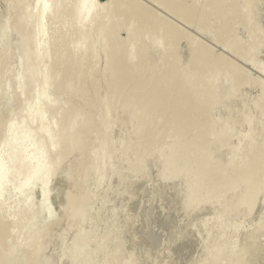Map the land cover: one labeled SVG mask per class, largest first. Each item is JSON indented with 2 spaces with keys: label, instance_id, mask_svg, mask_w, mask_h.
I'll return each instance as SVG.
<instances>
[{
  "label": "rangeland",
  "instance_id": "obj_1",
  "mask_svg": "<svg viewBox=\"0 0 264 264\" xmlns=\"http://www.w3.org/2000/svg\"><path fill=\"white\" fill-rule=\"evenodd\" d=\"M3 1L4 0H0V18H1L0 23L6 21L7 19V24H11L12 21L15 20L16 18L14 17L13 20L11 18V21L8 18L12 17L13 15L16 16L18 11L16 8H15L16 10L13 8L12 4H11L12 6L11 8H13L14 11L11 8H8V10H6L7 8L5 6V2L3 3ZM109 1L110 0H94L95 4L101 7L107 5ZM211 1L212 0H195L194 1V5H195L194 13L199 14V16H203V17L200 19L192 18L194 19V21L192 22H190L189 20H188L189 22L185 21L184 19L182 20V18H178L175 16L174 11L177 10V7L183 11H188L181 6L179 7V5L176 4L175 2H171L167 8H165L160 1L155 2L152 0H137L136 2L137 4H140V5L143 4L142 6L145 5L149 7L150 9L144 6L146 8L145 10L148 13L153 14L157 19L162 18L166 23H170V24L172 23V25L174 24L175 27L177 26L176 31L180 33V35H182L183 38L179 41L178 46L174 50V54L178 55L182 66H186L189 63L192 57V54L195 52L196 48L200 46L201 47L206 46L209 49H211L212 54H214L215 56L216 55L221 56L223 63H230L232 65L235 64L234 66L236 67L239 66V68L242 71H244L249 77V79L247 80L248 82H242V81H239V79H237V83H236L235 81H232L229 78L225 79L224 83L220 81L223 84H225L223 86L224 89L225 88L229 89L231 88L230 86H232L234 90H232V88L230 89L231 90L230 93L226 95L227 98H225V95L224 97L223 95L219 97L217 102L213 105V108L211 107L208 111V116L212 119V122L214 123V126L216 127L214 129L219 130L220 134L217 136L216 135L211 136L212 142L208 138L209 147L207 146L206 151L204 150L202 151L201 145L198 146L196 144L194 145L191 144V140L192 141L194 140L193 135L195 136L198 135L199 132L202 130L201 129L202 127L200 126V123L202 122V118L199 115L193 116V118L191 119L193 124L190 126V128H187V130L186 128H182V129L180 128L179 133H178V132H175L173 128H171V130L170 128H166L167 133L165 132L162 135V137L163 138L164 136L165 138L168 137L167 139L169 140V142L174 141L173 142L174 145L173 143H171L172 146L171 144L168 145V143L165 144L166 147L163 146L162 144H164L165 141H167V139H164V141H163V138L159 139L158 132H160V129H161V125L159 124L160 122H163V119L165 118V115L163 116V114L160 112H158L159 115H157V118H155L156 116H154V119H156V122H149V126H150L149 128H148V125L143 127V130H146L145 131L146 135H144V137L146 136L148 138L146 137L144 138L142 134H140V136L138 137L140 131L141 133L143 132L144 134V131L142 130L143 118L145 117L144 110L136 105L134 106L132 105L133 107L131 108L133 109L132 111H134L135 106H136L135 111L138 110L137 113L139 112L138 114H140L139 116L137 115L136 119L133 118V117H136L137 113L132 112L131 109L129 111V108L131 106L129 105L130 103H124V99L126 98V96L130 94L129 93L130 91L128 88H127V90L129 91L128 93L126 89H123L121 90L120 94H122V91H126V92H123L121 96L119 94L118 98L113 97L110 94L111 97H108V98L109 100L111 99V101L109 102V100L107 99V102H105L104 93L107 88L105 89L104 87H106L105 86L106 81L104 79L105 81L104 82L103 77H101L100 82H99V87H98L99 90L101 89L100 97L98 98L97 103L98 105L104 104L102 105V107L104 106V108H101L99 106L101 108V111L103 110L104 112L101 113L100 109L98 110L99 107H97L96 113L103 116V114L105 115V113L109 111L108 112L109 116L106 114V116L103 118L99 117L100 121H99V124L96 125L97 127L96 128L94 127V134L91 133L88 136L90 137V135H93V138L95 136L97 141L99 140L98 143H95V141L93 142L94 147L90 146V149L92 152L91 154L92 159L91 157L88 158L90 149L89 150L87 149L89 148V145H87L86 151H85V152L88 151L87 154L85 155H87V158L89 159V161L90 160L92 161V164L95 167L94 166L92 167V164L90 162L89 164L91 165L92 168L91 170H89L90 166L88 167V164L85 162L87 165L85 166L87 167L86 173H85V170H86L85 167L81 168L80 166V168H77V165L79 163L81 164L80 161L82 159L86 160V157L84 156L83 151L81 155L79 154L80 153V151L78 150L79 148H77V150L75 149L74 153L71 154L73 158L70 157L67 159V161H64L66 160L64 159L61 162V163L63 162L64 163H63V166L60 165V168H58V171H57L58 173L56 174L57 177L55 174H54L55 175L54 177L51 176V178L48 181L49 186L47 184V192L45 194L42 192L43 191L42 185H41V182L39 181V178L36 184L34 185L29 184V185L23 186L22 193L17 194L18 191L15 188V185L19 182H23L26 179V176L30 173V167H32L31 164H33V162L31 163L30 161L29 163V160H28L26 164L29 163L30 166L29 165L27 166L25 164V166L21 170H18L11 174V171L9 169H11L12 164L9 165L10 164L9 163L7 165L6 164L8 163L7 159H4L2 161L4 162L3 167L5 166V169L8 166L7 169L6 170L4 169V170L6 171L7 176L9 174L8 178L4 177V180L2 179L3 182L1 183V186L4 189L3 198H4L5 203L3 202V205L5 204L4 207L8 209L7 214L9 215V218L14 219L15 216H17V214L25 212V211L31 212V213L34 212L36 209L40 211L41 215H40L39 230H42V231L44 230V235L38 242L43 243L44 240L48 241L46 242L47 247L45 246V244L41 245L43 246L42 249L46 248L45 252H43L42 250V254L44 253L45 255L46 253L45 255L46 257L44 255H43L44 256L43 258L41 257L42 255L40 256L41 258L40 263H41V260L44 259L41 264H49L48 260L50 262L53 261L50 264H106V263L111 264L112 262H113L112 264L114 263L115 264H125V260L127 261V259L125 258H127L128 256H129V261L131 259L130 257L133 258L132 261L134 260L137 261V262H133V264H200L201 262H203L204 264L206 263L208 264L209 260H210L209 264H213V262H215V264L217 262L218 264L220 263L221 260L220 261L219 259L217 260L218 257L215 255L216 253L218 254L219 257L221 254V257H220V259H222L221 263L223 262L228 263L230 259L229 264H233V263L236 264L235 260H238L240 257L241 258L240 261L248 260L246 262L244 261L243 264H246V263L250 264L251 260L252 261L256 260L254 262L256 264H259V262L261 261L262 263L260 264H264V261H263L264 259H263V254H262L264 253V189L262 188L263 187L262 184H260L262 180L264 181V176H262L264 174L261 173V172L264 173L263 171L264 170V148H263L264 147V116H263L264 107L262 109L261 101L256 100L257 96L259 98V94H261V91H262L260 82L264 85V71H262L261 69V66L264 63V41L261 43L259 48H256L254 51L248 52V55L253 58V61L251 62L246 60V58L240 52L235 50L236 48H242L244 46L247 47L253 41L254 42H257V40L259 41V39H255L258 37L257 34H259V36L264 37V0H251L250 7H249V13H250L249 15L250 17H253L254 15V17L250 18V23H249L250 28L246 27L247 23L245 20H246L247 10L245 8L235 13L234 12H230L231 14L225 13L221 15L220 17H216L215 14L209 16L207 11L200 12V10L204 8L206 3L211 2ZM181 2L184 5H188V3L191 2V0H183ZM25 3H28L27 5H29L32 3V0L31 1L24 0L22 3L23 7L26 5ZM23 7L20 6L18 8L21 10L20 12H22ZM141 13L143 17L147 16V13L145 11H142ZM5 14H8V15H5ZM23 17L24 19L25 18L27 19L26 16H22V19ZM122 21L125 23H128V20L126 19V17H123V19L121 20V23ZM37 24H38L37 19L35 23L32 22V26L34 28L33 32L35 34L37 31L36 30ZM0 30H1L0 31V73L2 70L7 68V75L5 76L6 78H4V80L0 82V119L6 120L8 118L9 112L17 108L16 115L14 116V119H13L14 121L12 123V125L16 129H14L13 132H8L6 130V126L5 127L3 126L2 129L0 130V158L3 159L4 156L8 154V151L13 146L11 142H8L7 145L5 143L7 133H13L15 136L19 135L20 131L19 133L17 131L18 129H20L19 124H20V118L22 115H25L26 113H28L26 115L30 114L29 115L30 119L28 118L27 121H25L24 123V125H28L32 129V136L30 137V139L26 141L27 143L24 142V148H25V151L27 152V153L26 152L24 153L28 154V151L31 152L30 150L34 149L35 146L37 145V143L35 142L39 143V139H41L42 137L47 138L49 135H51L57 130L59 124L58 122L57 123L51 122L50 116L61 105V103L64 100L68 99L70 96L67 95L68 94L67 92L66 94L65 93L57 94V103L50 104L47 102V99H48L47 97L48 95H51V94L50 92H47V94L45 92L44 93L45 96L41 98L42 101L41 99L38 100L40 103L38 108H40L41 110L43 109L44 111H42V114L41 113L35 114L36 107L33 108V102L36 101L35 97L37 98V96L35 95V93H37L36 86L34 88V86H32V83H31L32 88L30 89L28 87V92H26L24 95L21 94L22 96L19 95V90H17L18 89L17 79L15 75L20 67L21 60H20V57L17 56L16 52L19 46L21 45V43L18 42L17 39L12 37L11 39L12 47L10 46L11 47L10 50H11V54L13 55L10 56L9 58H2L1 56L2 46L7 38L6 37L7 34L4 33L2 29ZM33 32L31 29V32H30L31 35H29L25 41L26 43H29V45L30 43L34 41V40L32 41V39L36 38V36L34 37V35H32ZM126 34L127 32L125 29H120L118 31V36L121 39H124V37L127 36ZM68 39L70 38H65V39L61 38L58 42V46L62 45ZM235 51L239 54H236ZM53 57L52 58L44 57L41 60L39 59L38 60L39 65H44L47 62H50V60L54 62ZM89 59H90V50H87L81 60L82 62H85V61H89ZM96 61H97L96 66H93L91 69L86 68L85 70L81 71L82 77L85 78L88 74L92 73L93 70L96 71V74H99V75L102 74L101 68L104 64L103 56L102 55L98 56V58H96ZM61 67L59 66L58 68L61 69L60 72L62 73L61 76L63 77L66 73V71L63 69L65 65ZM75 68L77 69V67H74V68L72 67L71 69L76 70ZM254 79L259 81V83L254 81ZM5 81H6L5 84L8 85V90L7 92L4 93L3 87L5 88V84H4ZM230 81L234 85H232ZM252 82L253 84H251ZM29 85H30V82H29ZM36 85L39 88L38 82L36 83ZM237 85H238V88H236ZM107 91L109 92L108 89ZM124 93L126 94L124 95ZM103 95H104V99H102ZM119 98H121V100ZM114 100H120V104H118L119 105L118 108H117L118 101L114 104L115 102ZM255 100L258 102L259 105L255 102ZM105 103L106 104L109 103L107 104V108L105 106L106 105ZM28 105L30 107L32 106V108L34 109V113L32 111V108L30 110V107ZM123 105L125 107H123ZM259 106H260V110H258ZM120 108L123 111L126 108L125 110L126 111L128 110V111L126 113L125 112L123 113V111L120 110ZM230 108H231V111L233 112V114L232 112L231 114L234 115L235 117L232 116L228 112L230 111ZM28 110L30 112H28ZM66 110L67 108L63 109L62 115L65 112H67ZM31 111H32V115H31ZM220 115L222 118L220 117ZM225 115L228 117L230 116L229 119ZM198 116H199V119H198ZM158 117H160L159 121H157ZM236 117L237 119L234 120V118ZM97 118L96 120L98 122ZM129 118L131 120L133 119L132 121H134L135 119L134 125L132 121L130 122ZM224 118H226L227 121ZM248 118H249V122L247 124L246 120H248ZM229 120L231 121V123ZM216 121L217 122L219 121L220 124L216 123ZM81 122H82L81 120L77 121L79 125L81 124ZM129 122L131 123L130 129L134 127V129L136 130L138 128L139 131L138 130L136 131L138 133L134 132L132 129V131L137 136L131 133L132 131H130L129 129ZM232 123L233 124L236 123V126H234ZM152 125H153V130L151 133V131L149 130H151ZM155 125H156V129H155ZM107 126L108 128H106ZM197 126L200 128L199 131L198 129L196 130ZM40 127L42 129L44 127H47L48 131L43 132L40 129ZM139 127H141V130L139 129ZM193 127H194V130H193ZM147 130L152 135H150ZM126 133L127 135L128 134L131 135L133 142L134 141L136 142V140H133V136H134V139H135V136L137 137V139L142 138V137H143L142 140L147 139L148 141L147 143L145 140V145L147 146L150 145L149 140L151 141V137L152 136L155 137L156 135L155 138L157 139L154 140V137H153L152 139L153 141L151 142V145H153L154 147L153 149H155L156 147V151H157V147L159 146L157 145L154 146V141H155L156 144L158 143V145L160 146L162 145L161 146L162 149L161 150L158 149V152H156L157 154H155L154 151H151L152 147L150 145V147L147 148V150L150 149V151L149 150L147 151L146 148H145L146 151L145 150L143 151L141 149L142 148L141 145H143L144 147V144L140 141L141 139L139 141L142 144L140 143L139 145L138 140H137L138 143L136 142V144L141 146L140 148L138 145H135V143H132L131 137L128 136L131 141L130 142L131 147H132L131 148L125 144V143L127 144L129 143V141L128 142L126 141V139L129 140L128 137L125 136ZM100 134H101V137L99 136V139H98L97 135H100ZM252 135L254 136L253 138H252ZM215 137H217L218 139ZM255 137H256V140H255ZM93 138L91 139L95 140ZM262 138H263V141H262ZM91 139L90 141L88 139L89 144L90 142H92ZM244 139H245V142H244ZM122 141L125 143H123ZM158 141L161 143H159ZM249 141H251V144ZM219 142L221 144H219ZM236 142H237V145H234L236 144ZM253 142L254 144L255 142L256 144L257 142L258 143L261 142L262 143V144L260 143L261 146L263 145L261 151L263 150V152H260L258 150L259 149L258 147L260 145H257V146L254 145V147H252ZM230 143L232 146L229 145ZM120 144L121 145L124 144L122 146L126 145L127 148H124V147L121 148ZM90 145H93V144H90ZM136 146L139 147L140 151L135 149L137 148ZM168 146L169 147L171 146V148L167 149ZM21 147H22V150H24L23 145H21ZM118 147L121 148L122 150L123 149H127V150L118 151L119 150ZM222 147L226 150H223ZM163 148H165L164 150L166 152L167 151L170 152L173 150L170 156L168 155V153H167L168 155L167 156L166 152L164 151H163L164 153L162 152L161 154L160 152L159 154V150L162 151ZM249 148H250V151H249ZM92 149L93 150L98 149V151L94 152ZM183 149L185 150L183 151ZM254 149L258 150V152L257 151L254 152L253 151ZM222 150L227 151L226 154L225 152H221ZM198 151H199V154L197 153ZM21 152L23 155V151ZM77 152H78V155H77ZM105 152H106V155H104ZM139 152H141V154H139ZM143 152H144V155L142 154ZM218 152L221 154L219 155ZM250 152L251 154H253L254 152L255 153L254 156L257 157L258 159L257 160L255 158V160H257V161H254L255 163L252 160L253 164L248 163L250 161L247 160ZM256 153H260V154L258 155ZM74 154H75V158H74ZM94 154H95V157H94ZM230 154L232 156H230ZM142 155L144 158L142 157ZM199 155H200V158H199ZM24 156L26 155L24 154ZM100 156H101V159H100ZM105 156H108L107 160ZM206 156H207V159H206ZM237 156L239 159L237 158ZM243 156L245 158L244 161H242ZM93 158L96 159L95 163L97 165L94 164ZM74 159H77V161ZM207 160H208V163L206 162ZM230 160H232V162ZM240 160L242 161V163H240L241 162ZM82 162H84V160ZM66 163H68V165ZM230 163L231 165L234 164L235 166L233 165L231 167ZM247 163H248V166H250V168H255L256 164H257L256 167L260 168L256 171L255 169L257 168L254 169L255 177L254 179L252 178L250 182H247L241 174L234 171L236 170V168L241 169L243 166L247 167ZM72 164H73L74 169L71 166ZM171 164H173V167L171 166ZM176 164L177 166L179 165L180 166L177 168ZM202 164L203 165L206 164L207 166H209L210 172L215 171L214 169L217 170V168L222 169L224 166L225 169L223 168L222 170L223 175L221 176V179H219V182H218L219 185L218 184L213 185V184L208 183L207 181L204 182L203 173H202L203 168H205L206 172H208V169L206 168L207 166L203 167ZM64 166H67V168H69L70 170L66 169V167L64 168ZM184 166L185 167L187 166V167L185 168ZM62 167H63V170H62ZM176 168L178 169L177 171H176ZM199 168L202 170V172L201 170H199ZM82 169H84L83 175L84 173L85 175L90 173L87 176V177L89 176L90 177L85 178L86 180H84L85 181L84 188L82 187V184L84 183L81 182L79 184L81 185L83 189V191L80 194L84 193L86 196V197L85 196L83 197L82 195L80 197L84 199L83 204L86 203L85 207H87V210L83 207V204L81 206L79 205V207L84 208L86 212H84L83 215L81 213L79 214V212L83 210L80 208L79 212H76L78 213L79 216L74 214L75 219L73 221L71 219L70 220L67 219L71 217V215L69 217V214H68L69 212L68 213L66 212L67 213L65 214L66 217L62 216L65 213L63 211L65 210L66 207L71 208L70 206L68 207L67 204L64 202L66 198L64 200L63 198L66 197L65 192H67V189L70 190L71 193H74L75 196H77L76 193H78L79 191L78 189L77 191H75L73 189L74 188L73 186L77 184L76 186L79 187L78 182L83 181V180H80L79 175L76 178L77 172H75V175H74L72 171L78 170V173H79L80 170L82 172ZM185 169L186 170L188 169L187 172L191 175V177H189L190 175L188 173H186V176H185V172H186ZM8 170L10 172H8ZM179 170H180V173H178ZM198 171H199V174L197 173ZM81 172H80V175L82 177L83 175ZM257 174H258V177H257ZM260 174L263 179H261V176H259ZM187 175L189 176L187 177ZM196 175H198L197 178H196ZM224 175H226L227 177ZM237 175H239V177ZM192 176H195L194 178L196 179H194ZM58 177H60V181H58L59 179ZM225 177L227 179L231 177V179L227 180ZM55 178L57 179L56 181L54 180ZM75 179H77L76 184H75ZM201 179L203 181H201ZM258 179H260V182L258 181ZM192 180L194 181V184ZM244 180L246 182H244ZM257 181L259 182L262 188V190H259L260 191L259 193L257 191L258 186H259L257 184L258 183ZM197 182L198 184H196ZM233 183L235 184L233 185ZM237 183H239V187L236 186ZM240 184L242 186H240ZM255 184L257 185V187ZM195 185H197L196 190H195ZM205 186H206V189H204ZM233 187L234 189L235 188L237 189H235L234 191ZM228 188H231V192L233 190L234 193H230L229 192L230 189L228 190ZM249 188L251 189L250 191H249ZM253 189L254 191H252ZM225 190L228 191L229 194L227 193L228 195L226 194L223 197V194L226 193ZM221 193L223 194L221 195ZM256 193H257V197L255 198L257 199L255 200L254 195H256ZM205 194L207 195L205 196ZM251 195H252V198L248 199L249 196ZM26 196L28 197L30 196L29 198L31 199V203L29 206L27 205V207L25 205ZM221 196L223 198L222 200L221 198L219 199V197ZM78 198H79V194H78ZM17 199L19 201H24V202H19L20 205L16 206ZM242 199L245 202L243 203L248 210H246L245 206L242 210V207H243L241 206L243 205ZM220 200L222 201V203H220ZM238 200L241 202L239 203ZM247 200H250V201L246 205ZM81 202L79 201V204ZM87 202H88V205H87ZM254 204H255V207H254ZM235 205L237 206L234 207ZM56 220L57 222H59L57 223V225L55 222ZM47 226L49 227V229L53 227L51 232H47L49 233V235L48 234L46 235V230H49ZM104 230L106 231V235H104V232H105ZM170 234H172V236H170ZM251 236L252 238H250ZM253 236L255 238L254 243L257 242L255 243L256 246H254L255 244L253 243ZM47 237L50 238V241L52 240L51 244H49L50 241L48 240ZM245 237L247 238L245 239ZM24 238H25L24 233H20L18 242L19 243L22 242ZM103 239H105L107 242L109 241L112 242V245L110 244L109 252L110 254H112L111 251L113 252V250H115L113 254V256H115L113 259L114 261L118 257V255L121 253L117 259V262H114L112 260L113 257L110 254L109 255L111 256V263L110 261H108L110 257L109 258L106 257L108 256L107 254L103 256L104 253L102 249L105 251V248H106L105 246L106 241L104 242ZM250 241L251 243H249ZM38 242L37 243L35 242V243L39 245ZM35 243L33 247L36 246ZM252 243L254 245H252ZM203 244L204 246L202 247ZM245 244L247 246H245ZM242 246L244 249H246L247 247L248 250L246 249L243 252V248H241ZM111 247H113V250ZM119 247H121V250L117 252L118 253L117 255L116 248L117 250H119ZM182 247L183 249L181 250ZM249 247H250V250H249ZM258 247H259V251H258ZM224 249H225V252H224ZM49 250H51L52 255H50V253L48 252ZM240 250H242L243 253ZM260 250H261V253H260ZM52 251H54V253ZM219 251L221 253H218ZM248 251L250 252L248 253ZM101 252H102L103 258L100 255ZM106 252L109 253L108 251H105V253ZM226 252L229 255L226 254ZM238 253L242 254L241 255L242 257L240 256V254L238 255ZM244 253L246 254L244 255ZM93 254H95L96 258H94L95 256ZM210 254H213L216 257L212 256L213 260H211V258L208 259L209 257H211ZM222 254L224 255V257H227L226 260H224L225 258L223 257ZM255 254L258 256L257 258ZM86 255L88 256V259ZM91 255H93V257ZM99 255L101 256L103 260L100 258ZM121 255L122 256L124 255V257H121V259L122 258L123 259L119 260ZM246 255L249 259L245 258ZM249 255L251 256V259ZM49 256H50V259H48ZM232 256L233 257L235 256L236 259L233 258L234 259L233 260ZM51 257L52 258L54 257V259H51ZM98 257H99V260H97ZM213 257H215V259ZM242 258H245V259H242ZM258 258L260 259L257 262ZM198 260H200L201 262L199 261L198 263L197 262ZM99 261H102V262L98 263ZM132 261H130V263ZM40 263L38 262V264ZM237 264H240V263L237 262Z\"/></svg>",
  "mask_w": 264,
  "mask_h": 264
},
{
  "label": "bare ground",
  "instance_id": "obj_2",
  "mask_svg": "<svg viewBox=\"0 0 264 264\" xmlns=\"http://www.w3.org/2000/svg\"><path fill=\"white\" fill-rule=\"evenodd\" d=\"M23 1L24 0H4L3 3L5 2V6L7 8L6 10H8V8H11L12 7L11 4H12L13 8L17 9L18 13L16 16L13 15L12 17L8 18V19H10V21H11V18H12V20L14 17L16 18L15 20H13L14 22L12 21L11 24H7V19H6V21L3 20L4 22L0 23V27H1L0 29H2V31H4V33L7 34V36H6L7 38H6V40L2 46V54H1L2 58H9L10 56L13 55V54H11V50H10V48L12 47L11 46L12 37L17 39V41L21 43V45L19 46V48L16 52L17 56L20 57L21 62H20V67L18 66L19 69L15 75V77L17 79V88H18L17 90H19V95H21V94L24 95L26 92H28V87L30 89L32 88L31 83H32V86H34V88L36 86L38 94L35 93V95L37 96L38 99L35 97L36 101L33 102V108L36 107L35 114L36 113L42 114V111H44L43 109L41 110L40 108H38L39 104H40L38 100L41 99L43 96H45L44 95L45 92H46V94H47V92H50V94H51V95H48V97H47L48 98L47 102L50 104L57 103V94H63V93L66 94V92H67L68 93L67 95L70 97L69 98L67 97L68 99L64 100L61 103V105L50 116L51 122H55V123L58 122L59 126H58L57 130L54 133H52L51 135H49L47 138L42 137L41 139H39V143L35 142V143H37V145L35 146L34 149L30 150L31 152L28 151V154H26L27 152L25 151V148H24V142H26L32 136V129L30 128V126L24 125V123H25V121H27L28 118L30 119V116H29L30 114L26 115V114H28V113H26L25 115L21 116L20 124H19L20 129H18V131H17L18 133L20 131L18 136H15L13 133H7L5 143L7 145L8 142H11L13 144V146L10 150L8 149L9 150L8 154H6L3 159L0 158V264H38V262L40 263V259H41L40 256L42 255L41 257L43 258L46 255V253H45V255H44V253L42 254V250H43V252H45L46 248L42 249L43 246H41V245L45 244V246L47 247L46 242H48L46 240H44L45 242L43 241V243L38 242L42 238V236L44 235V230L43 231L39 230L40 215H41L39 210L36 209L32 213L25 211V212L17 214V216H15L14 219L9 218V215L7 214L8 209L6 207H4L5 204L3 205V202H4L3 191H4V189L1 186V183L3 182L2 179L4 180V177L8 178L9 174L7 176L6 171H5L8 166L5 169V166L3 167L4 162H2V161L4 159H7L8 163H6V164L7 165L9 163H10L9 165L12 164L11 169H9L11 171V174L13 172L18 171V170H21L25 166V164L28 160H29V163H30V161H31V163L33 162V164H31L32 167H30V173L26 176V179L23 182H19L15 185V188L18 191L17 194L22 193L23 186L29 185V184L30 185L36 184L38 178H39V181L41 182V185H42V190H43L42 192L45 194L47 192V184H48V181L51 178V176L54 177L58 173L57 172L58 168H60V165L63 166V163H64V162L63 163H61V162L64 159H66L64 161H67L68 158L72 157L71 154H73L75 149L77 150V148H79L78 149L80 151L79 154H81L83 151V154L86 157V160L82 159L80 161L81 164L78 162L79 164L77 165V168H80V166H81V168H83V167L87 166L86 165V163H87L88 167L90 166L89 170H91V168L94 165L92 164V161L91 160L89 161V159H88L90 157L92 159V155H91L92 152H91L90 146L94 147L93 142L95 141V143H98L99 140L97 141L95 136L93 138V135H90V137H88V136L91 133L94 134V127L96 128L97 127L96 125H98L99 121H100L99 117L103 118L106 116V114L108 115V112H109L108 111L107 113H105V115L103 114V116L96 113L97 107L100 106L101 108H104V106L102 107V105H104V104L98 105V103H97V100L100 97V90L101 89L99 90L98 87H99V82H100L101 77H103V81H104V79L106 81V82L104 81L105 86H106L104 88L105 89L107 88L110 92L109 93L107 91V89H106V91L104 90L106 94L108 93L107 96L104 93V95H105L104 101L105 102H107V99L109 100L108 97L113 96V97L118 98V95L121 93V90H123V89L127 90V88L129 89L130 92L127 90V93L129 92L130 94L128 96H126L125 99L123 97L124 103H130L129 105H131V106L129 108V111L131 108H133L132 105L133 106L136 105V106H138L144 110L145 117L143 116L144 118H143L142 130H143V127H145L147 125H148V128L150 127L149 122H156V119H154V116H156L155 118H157V115H159L158 112L162 113L163 116L165 115L163 122H160V124H159V125H161V129L159 128L160 132H158L159 133L158 134L159 139L163 138L162 135L165 132L167 133L166 128H170V130H171V128H173L174 131L178 132V133H179L180 128L181 129L186 128V130H187V128H190V126L193 124V122L191 121L193 116L199 115L202 118V122L200 123L202 130L199 132L198 135H196V136L193 135L194 136L193 141L191 139L190 140H191L192 145H194V144H196L198 146L201 145L202 151L203 150L206 151L207 146L209 147V140H211V138H212L211 136H213V135L217 136L220 134L219 130L214 129L216 127L214 126L212 119L208 116L209 109L211 107L213 108V105L217 102L219 97H221L222 95L224 97V95H225V98H227L226 95H228V93H230V91H231L230 89L232 88V90H234V88L232 86H230L231 88H229V89H227V88L224 89L223 88V86L225 85V84H223L224 80L229 78L232 81H235L237 83V79H239V81H242V82H248L247 80L249 79L248 75L244 71H242L239 68V66L236 67V66H234L235 64L232 65L230 63H223L221 56H219V55L215 56L214 54H212L211 49H209L206 46H204V47L200 46V47L196 48L195 52L192 54V57H191L189 63L186 66H182L180 58L178 57L177 54H174V50L178 46L179 41L183 38L182 35H180V33H178L176 31L177 26L175 27L174 24L172 25V23L171 24L166 23L162 18L157 19L153 14H150L145 10L146 8L150 9L149 7L144 5L146 7L145 8L144 6H142L143 4L142 5L137 4L136 3L137 0H110L107 3V5L102 6V7L97 6L95 4L94 0H72V1L71 0H32L31 4L27 5L28 3H25L27 6L25 5L24 7L22 5ZM152 1H155V2L160 1L165 8H167L171 2H175L176 4L179 5V7L181 6L184 9L188 10V11H183L177 7V10L174 11V14L176 17L182 18V20L184 19L185 21L189 20L190 22H192V21H194V19H192V18H199L200 19L203 17V16H199V14L194 13V7H195L194 1L195 0H191V2L188 3V5H184L181 2L183 0H152ZM25 2H27V1H25ZM250 2H251V0H212L211 2H207L205 4L204 8L202 10H200V12L207 11L209 16L215 14L216 17H220L221 15H223L225 13L231 14L230 12L235 13V12L241 11L243 8H245L247 10L246 20H245L247 23L246 27L250 28V26H249L250 18L254 17V15H253V17H250V15H249L250 14L249 13ZM164 3H166V4H164ZM18 6L23 7L22 12H20L21 10L18 9L19 8ZM13 8H11V9H13ZM11 9H10V11H11ZM14 9H13V11H14ZM142 11H145L147 13V16L143 17L142 13H141ZM15 14H16V12H15ZM5 15H8V14H5ZM22 16H26L27 19L26 18L24 19V17H23V19H24L23 20ZM123 17H126V19L128 20V23H125L123 21L121 23V20L123 19ZM36 19L38 21V24H37V27L35 26L36 30H37L36 34H35L33 32L34 28L32 26V22L35 23ZM195 21H197V20H195ZM31 29L33 32L32 35H34V37L36 36V38L33 37L34 39H32V41L33 40L34 41L32 43H30V45H29V43H26L25 41H26L27 37L29 35H31L30 34ZM120 29H125L127 32V34H126L127 36L124 37V39H121L118 36V31ZM250 33H252V32H250ZM255 34H257V33H255ZM257 35H258V37L255 39H259V41L257 40V42H254V41L251 42L247 46L248 48L244 46L242 48H236L235 49L236 51L240 52L246 58V60H248L250 62L253 61V58L248 55V52L254 51L256 48H259L261 43L264 41L263 40L264 37L259 36V34H257ZM253 36H254V34H253ZM146 37L148 38V40ZM61 38L62 39L70 38V39L65 41L62 45L58 46V42ZM252 40H254V39H252ZM28 42H29V40H28ZM87 50H90V59H89V61H85L86 62V64H85V62H82L81 59ZM236 51H235V53L239 54ZM243 51H244V53H243ZM100 55H102L104 58V64L101 68L102 74H100V75L96 74V71L93 70V72L88 74L85 78L82 77L81 71L85 70L86 68L91 69L93 66H96L97 65L96 58H98V56H100ZM44 57H49V58L53 57L54 62H52V60H50V62H47L44 65H39L38 60L39 59L41 60ZM63 65H65V67L63 69L66 71V73L62 77L61 76L62 73L60 71L62 69L61 66H63ZM59 66L61 67V69L58 68ZM72 67L73 68L77 67V69L76 68H75L76 70L71 69ZM97 68H98V66H97ZM261 69H262V71H264V63L262 64ZM6 75H7V68H5L4 70L1 71L0 82L3 81L4 78H6L5 77ZM6 81L4 82V84L6 83ZM220 81H222L223 83ZM252 81H253V79H252ZM254 81L259 83V81L255 80V79H254ZM29 82H30V85H29ZM37 82L39 83V88L36 85ZM230 83H231V81H230ZM251 84H253V82ZM232 85H234V84H232ZM245 86H246V84H245ZM260 86L262 88V91H261V94H259V98L257 96L256 100L261 101L262 106L261 105L260 106L263 109V107H264V85L260 82ZM236 88H238V85ZM223 89H224V91H223ZM7 90H8V85L5 84V88L3 87L4 93L7 92ZM98 90H99V92H98ZM123 92H126V91H122V94H123ZM69 93H70V95H69ZM110 94H111V96H110ZM122 94H120V96ZM125 94L126 93H124V95ZM104 95H103L102 99H104ZM119 99L121 100V98H119ZM120 100H114L115 101L114 104L118 101L117 108L119 107L118 104H120ZM256 100H255V102L258 104V102ZM41 101H42V99H41ZM110 101H111V99L109 100V102ZM107 104H109V103H107ZM107 104L105 105L106 108H107ZM136 106H135V109H136ZM260 106H259L258 110H260ZM100 107L98 108V110L100 109V111H101ZM123 107H125V106L123 105ZM123 107H122V109H123ZM31 108H32V106L30 107V110H31ZM33 108H32V111L34 113ZM66 108H67V110H66L67 112H65L62 115L63 109H66ZM232 108H233V106H232ZM16 109L17 108H15L9 112L8 118L6 120L0 119V130L2 129L3 126L4 127L6 126V130L8 132H13L14 129H16L12 125V123L14 121L13 120L14 116L16 115ZM27 109H28V107H27ZM122 109L120 108V110H122ZM125 109H124V111L122 110L123 113L124 112L126 113L128 111V110L126 111ZM135 109H134V111H132L133 109H131V111L137 113L138 110L135 111ZM226 110H225V112H226ZM32 111H31V115H32ZM106 111H107V109H106ZM140 111H142V110H140ZM28 112H30V111L28 110ZM103 112L104 111L102 110L101 113H103ZM228 112L231 114V112H232L231 108H230V111H228ZM261 112H262V110H261ZM138 113L136 114V117H133V118L136 119L137 115L138 116L140 115ZM227 113H226V115H227ZM162 114H161V116H162ZM232 114H233V112H232ZM97 116H98V118H97ZM199 116H198V119H199ZM232 116H234V115H232ZM39 117H40V115H39ZM160 117H158L157 121H159ZM220 117H221V115H220ZM226 117H228V116H226ZM229 117H228V119H229ZM96 118L98 119V122H97ZM215 118H214V120H215ZM39 119H41V118H39ZM135 119H134V121H135ZM224 119H226V118H224ZM235 119H237V117L234 118V120ZM78 120L82 121L80 125L77 123ZM129 120L131 122L133 119L131 120L129 118ZM234 120H232V121H234ZM134 121H132L133 125H134ZM226 121H227V119H226ZM130 122H129V129H130V125H131ZM248 122H249V118H248V120H246L247 124H248ZM216 123L220 124L219 121L218 122L216 121ZM230 123H231V121H230ZM262 123H263V121H262ZM197 125H198V123H197ZM233 125L236 126V123ZM106 128H108V126ZM40 129L43 132L48 131L47 127H44L43 129L40 127ZM132 129L134 132H136L138 130V128L135 130L134 127ZM132 129H130V131H132ZM139 129L141 130V127H139ZM155 129H156V125H155ZM197 129L199 131L200 128L197 126L196 130ZM152 130H153V125H152L151 130H149V131H151V133H152ZM193 130H194V127H193ZM133 131L131 133L135 134ZM143 131H144V134H143V132L141 133V131H140L138 137L140 136V134H142L143 137H144V135H146L145 134L146 130H143ZM149 131H148V133H149ZM127 133L125 136L131 137V135L130 134L127 135ZM136 133H138V132H136ZM151 133H149V134L152 135ZM171 133H172V131H171ZM97 136L99 139V136L101 137V134L97 135ZM136 136H135V139L133 136V140H136V142H137V140L139 141L141 139L140 141L144 144V147H143V145H141L142 148H141V146H139L141 143L140 141H139V143L137 142L139 145L136 144L135 141L133 142L132 137H131V141H132V143H135V145H138L143 151L145 150V148L147 150V148L150 147L151 142L153 141L152 139L154 137V136H152V137L150 136L151 137V141L149 140L150 145L147 146V145H145V140H146V143L148 142L147 139L142 140L143 137L137 139ZM129 137H128L129 140L126 139L127 142L129 141L128 144L123 142V141L122 142L125 143L126 145H128L129 147H131V144H130L131 141H130ZM155 137H156V135H155ZM155 137H154V140L157 139ZM169 137H170V135H169ZM253 137L254 136L252 135V138ZM91 138H93L95 140H92ZM146 138H148V137H146ZM167 138L168 137L165 138V136H164L163 141H164V139H167ZM208 138H209V140H208ZM215 138H217V137H215ZM88 139H89V141H90V139L92 140V142H90V144H93V145L89 144ZM245 139H244V142H245ZM255 140H256V137H255ZM262 141H263V138H262ZM173 142H169V140L167 139V141H165V143L162 145L165 146L166 143H168V145H169ZM211 142H212V140H211ZM231 142H232V140H231ZM249 142L251 144V141H249ZM159 143H161V142H159ZM221 143H222V141H221ZM221 143L219 142V144H221ZM247 143H248V141H247ZM260 143L257 142V144H256V142H255V144H254V142H253L252 147H254V145H256V146L260 145L258 147L259 148L258 150L260 152H263V150L261 151L263 145L261 146L262 143L261 144ZM179 144H180V142H179ZM21 145H23L24 150H22ZM87 145H89V148L87 150L90 149V151H89L90 156L88 155V158H87V155H85L88 152V151L85 152ZM122 145H124V144H122ZM122 145H121V148L122 147L127 148L126 145L125 146H122ZM155 145L159 146L160 148L157 147V151H156V147H155V149H153L154 147H153V145H151V147L153 149V150L151 149V151H154V153L157 154L156 152H158V149H160V150L162 149L161 148L162 145L160 146V145H158V143L156 144L154 141V146ZM173 145H174V143H173ZM229 145L232 146L231 143ZM234 145H237V142ZM138 146H136L137 148H135V149L140 151ZM171 146H172V144H171ZM171 146L170 147L168 146L167 149L171 148ZM180 147H181V145H180ZM180 147H179V149H180ZM121 148H119V150L118 149H116V150L121 151L122 150ZM135 149H134V151H135ZM164 149L165 148H163L162 151L159 150V154H160V152L162 154L163 151L166 152ZM175 149H174V151H175ZM247 149H246V151H247ZM113 150H114V148H113ZM123 150H127V149H123ZM148 150L150 151V149H148ZM184 150L185 149H183V151ZM223 150H226V149L223 148ZM223 150L221 152H225V154H226L227 151H223ZM258 150L254 149L253 151L258 152ZM21 151H23V155H22ZM93 151L94 152L98 151V149L93 150ZM172 151H170V152L167 151L166 155L168 153V155L170 156ZM191 151H192V149H191ZM249 151H250V148H249ZM24 152H26V153H24ZM78 152H77V155H78ZM232 152H233V150H232ZM232 152H231V154H232ZM254 152H253V154H251V152H250L251 155L250 154L248 155L247 160L250 161L248 163L253 164L252 160H253V162L258 160L257 157L254 156L255 155ZM197 153L199 154V151ZM24 154L26 156H24ZM96 154H98V153H96ZM139 154H141V152H139ZM142 154L144 155V152ZM148 154H149V152H148ZM181 154H183V153H181ZM218 154L220 155L221 153L218 152ZM231 154H230V156H232ZM256 154L259 155L260 153H256ZM104 155H106V152ZM143 155H142V157H143ZM146 155H147V153H146ZM101 156H100V159H101ZM222 156H224V155H222ZM238 156H237V158H238ZM260 156H259V158H260ZM94 157H95V154H94ZM105 157L107 160L108 156H105ZM74 158H75V154H74ZM78 158H79V156H78ZM183 158H184V156H183ZM199 158H200V155H199ZM222 158H221V160H222ZM233 158H234V156H233ZM255 158L257 160H255ZM206 159H207V156H206ZM74 160L77 161V159H74ZM83 160H84V162H82ZM178 160H180V159H178ZM244 160H245V158L243 156L242 161H244ZM93 161H94V164H96L95 163L96 159L93 158ZM189 161H190V159H189ZM230 161L232 162V160H230ZM242 161L240 163H242ZM90 162L92 164V167L89 164ZM206 162L208 163V160ZM29 163H27L26 165L28 166ZM248 163H247V167L243 166L241 169L236 168V170H234V171L241 174L247 182H250V180L252 178L254 179V177H255V171L260 169V168L256 167L257 164L255 166V168H257V169L250 168V166H248ZM66 164L68 165V163H66ZM174 164H175V162H174ZM195 164H196V162H195ZM219 164H220V162H219ZM186 165H187V163H186ZM233 165L234 164L231 165V163H230L231 167ZM71 166L73 167V164ZM171 166L173 167V164H171ZM176 166H177V164H176ZM179 166H177V168ZM204 166H207V165L205 164V165H203V167ZM65 167H66V169L70 170L69 168H67V166H64V168ZM85 168H86V170H85V173H86L87 167H85ZM174 168H175V166H174ZM177 168H176V171L178 170ZM182 168H183V166H182ZM206 168L208 169V172H206L205 168H203V172L199 168V170H201V172L203 173L204 182L207 181L210 184H213V185L218 184L219 185L218 182H219V179H221V176L223 175L222 170H223L224 166L222 169L217 168V170L214 169L215 171H212V172L209 171V166H207ZM73 169H74V167H73ZM84 169H82V172L80 170L79 173H78V170L72 171L74 175H75V172H77L76 178L79 175L80 180H83V181L78 182V185L81 182L84 183V184H82L83 188L85 186V181H84V180H86L85 178L90 177V176L87 177L88 174H90V173H88L87 175H85V173H84V175L86 177L83 175ZM188 169L187 170L185 169L186 172L183 170L185 172V176H186V173H188L187 172ZM254 169H255V171H254ZM9 170H8V172H10ZM62 170H63V167H62ZM89 170H88V172H89ZM180 170H181V168H180ZM180 170L178 173H180ZM191 171H190V173H191ZM80 172L82 173L84 178H83V176L81 177ZM201 172H200V174H201ZM181 173H182V171H181ZM197 173L199 174V171ZM261 173L264 174L263 172H261ZM258 174H257V177H258ZM189 175H187V177ZM181 176H182V174H181ZM224 176H226V175H224ZM237 176L239 177V175H237ZM259 176H261V174ZM262 176H264V175H262ZM262 176H261V179H263ZM56 177H57V175H56ZM189 177H191V175ZM192 177L194 178L195 176H192ZM197 177H198V175H196V178ZM58 178H59L58 181H60V177H58ZM196 178H194V179H196ZM230 179H231V177L227 180H230ZM54 180L56 181L57 179L55 178ZM203 180L201 179V181H203ZM245 180H244V182H246ZM76 181H77V179H75V184L77 183ZM258 181L260 182V179H258ZM259 182L257 183L259 185L258 190H257L258 193L260 192L259 190H262V188L264 189V185H263L264 181L262 180L261 181L262 183L260 182V184H262V186H263L262 188H261ZM193 184H194V181H193ZM196 184H198V182ZM220 184H222V183H220ZM234 184L235 183H233V185ZM242 184H243V182H242ZM76 185L73 186L74 187L73 189L75 191H77V189H78L79 192L76 193L77 196H75L74 193H71V191L67 189V192H65L66 197L63 198V200L66 198L64 202L67 204L68 207L70 206L71 208H67V207L65 208L64 207L65 210L63 212H65V213L62 216L64 217L65 214H67L69 212L68 213L69 217H70V215H71V217L67 218V219H69V220L71 219L73 221L75 219L74 214L78 215V213H76V212H79V210L81 208V207H79V205L81 206L84 202V199H82L80 196H82V195H83V197L85 196L84 193L80 194L83 191L81 185H79V187H77ZM48 186H49V184H48ZM75 186H76V188H75ZM196 186L197 185H195V190L197 189ZM206 186L204 189H206ZM226 186H227V184H226ZM236 186L239 187V183H237ZM236 186H234V187H236ZM240 186H242V185L240 184ZM249 186H250V184H249ZM234 187H233V189H234ZM256 187H257V185H256ZM259 187H260V189H259ZM219 189H220V187H219ZM229 189H230V191H229L230 193H234L233 190L231 192V188H228V190ZM235 189H237V188H235ZM235 189H234V191H235ZM221 190H222V188H221ZM223 190H224V188H223ZM226 190H225V192H226L225 194L221 193V195L223 194V197L227 193L229 194V192ZM250 190L251 189L249 188V191ZM211 191H212V189H211ZM252 191H254V189ZM213 192H215V191H213ZM78 194H79V198H78ZM67 195H68V197H67ZM206 195L207 194H205V196ZM29 197L26 196V198H25L26 207H27V205L29 206L31 203V199ZM255 197H257V193H256V195H254V199L256 200L257 198H255ZM220 198H221V200L223 199L222 196L219 197V199ZM251 198H252V195L249 196L248 199H251ZM243 199H244V197H243ZM243 199H242V203L244 202ZM66 200H67V202H66ZM217 200H218V198H217ZM221 200H220V203H222ZM79 201L80 202L82 201V202L79 204ZM249 201L250 200L246 201V205L249 203ZM19 202H24V201H19L17 199L16 206L20 205ZM240 202L241 201H239V203ZM244 203H243V205L240 204L241 206H243L242 210L245 206ZM85 204H83V207L87 210V207H85ZM255 204H254V207H255ZM87 205H88V202H87ZM236 206L237 205H235L234 207H236ZM251 206H252V204H251ZM84 208H81L83 210H81V212H79V214L81 213L83 215V213L86 212V210H84ZM245 208H246V206H245ZM252 209H253V207H252ZM246 210H248V209L246 208ZM78 216H76V217H78ZM259 217H260V215H259ZM73 221H71V222H73ZM55 222H56V225H57V223H59V222H57V220ZM52 228L49 229V227H48V229L50 231L46 230V235L47 234L49 235V233H47V232H51ZM20 233H24L25 238L22 242L19 243L18 238H19ZM109 233H110V231H109ZM104 235H106V231L104 232ZM170 236H172V234H170ZM106 237H105V239H106ZM247 237H245V239ZM250 238H252V236ZM250 238H248V239H250ZM105 239H103L104 242L106 241ZM254 239L255 238L253 236V243H254ZM48 240L50 241V238H48ZM51 241L49 242V244L52 243ZM35 242L36 243L38 242L39 245H37ZM76 242H77V240H76ZM109 242L106 241V245L103 243L108 250L105 247H103V248H105V251H108V252L110 250V244L112 245V242L111 241H109ZM174 242H175V240H174ZM34 243L36 246L33 247ZM107 243H108V245H107ZM249 243H251V241ZM253 243H252V245H254L257 242H255L254 244ZM79 246H80V244H79ZM203 246H204V244L202 245V247ZM227 246H228V244H227ZM243 246H244V244H243ZM243 246L241 248H243ZM245 246H247V245L245 244ZM249 246H251V245H249ZM254 246H256V244ZM257 246H259V245H257ZM48 247H49V245H48ZM165 247H167V246H165ZM111 248L113 250V247H111ZM171 249H172V247H171ZM182 249H183V247L181 248V250ZM196 249H197V247H196ZM246 249H247V247H246ZM246 249L243 248V252ZM120 250H121V247H119V250H117V248H116V254L117 255H118L117 252ZM220 250H222V249H220ZM249 250H250V247H249ZM253 250H251V251H253ZM261 250H260V253H261ZM102 251L104 253L103 256H105L107 254L108 256H106V257H108V258L110 257L109 258L110 260L108 259V261H110V263H111V256L113 257L112 258V260H113L115 257V256H113L115 250H113V252L111 251L112 254H110V252L105 253V251L103 249H102ZM227 251H229V250H227ZM240 251L242 252V250H240ZM258 251H259V247H258ZM48 252L50 253V255H52L51 250H49ZM52 252L54 253V251H52ZM212 252H214V251H212ZM224 252H225V249H224ZM249 252L250 251H248V253ZM218 253H221V252L219 251ZM213 254H210L211 257H209L208 259L211 258V260H213L212 256L216 255L218 257L217 260L218 259H219V261L221 260L220 261V263H221L222 262V259H220L221 254H220V257L218 256L217 253L215 255H213ZM226 254H228V253L226 252ZM239 254L240 253H238V255ZM245 254L246 253H244V255ZM262 254H263V259H264V253H262ZM87 255H88V253H87ZM87 255H86V257L88 259ZM93 255L95 256V254H93ZM93 255H91V256L93 257ZM100 255L102 256V252ZM119 255H118V257H119ZM228 255H226V256H228ZM241 255L242 254H240V256ZM251 255H253V254H251ZM74 256H75V254H74ZM101 256H100V258H101ZM103 256H102V258H103ZM118 257L115 259V261L114 260L113 261L117 262ZM121 257H124V255L123 256L121 255L119 260L123 259V258L121 259ZM215 257H213V258L215 259ZM223 257H224V255H223ZM238 257H237V259H238ZM243 257H245V256H243ZM257 257L258 256L256 255V258ZM94 258H96V256ZM130 258H131L130 261H132L133 258L132 257H130ZM224 258L223 259L226 260L227 257H224ZM229 258H230V256H229ZM233 258L236 259L235 256L234 257L232 256V259ZM245 258H248L247 255ZM245 258H242V259H245ZM252 258H253V256H252ZM48 259H50V256ZM51 259H54V257L53 258L51 257ZM125 259H127V261L130 263L129 256ZM240 259L241 258L239 257L238 260H235L236 264H237V262L240 264H243V262L245 260L244 261L241 260L242 261V263H241ZM250 259H251V256H250ZM259 259L260 258L257 259V262ZM43 260H41V263ZM45 260H46V258H45ZM97 260H99V257ZM84 261H85V259H84ZM106 261H107V259H106ZM127 261L125 260V264L128 263ZM199 261L200 260H198L197 262L199 263ZM246 261H248V260H246ZM255 261L251 260L250 264H252V263L256 264V263H254ZM48 262L50 264L53 261L50 262L48 260ZM101 262L102 261H99L98 263H101ZM133 262H137V261L134 260L130 264H133ZM229 262H230V259H229ZM229 262L228 263L223 262L221 264H225V263L229 264ZM201 263L204 264L203 262H201ZM209 263H210V260H209L208 264ZM220 263H218V264H220ZM260 263H262V261L259 262V264ZM213 264H215V262H213ZM216 264H217V262H216Z\"/></svg>",
  "mask_w": 264,
  "mask_h": 264
}]
</instances>
